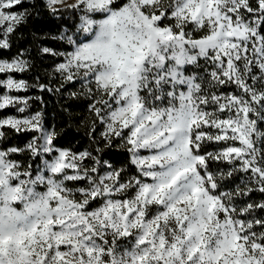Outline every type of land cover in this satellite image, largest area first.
<instances>
[{
	"label": "snow or ice",
	"instance_id": "1",
	"mask_svg": "<svg viewBox=\"0 0 264 264\" xmlns=\"http://www.w3.org/2000/svg\"><path fill=\"white\" fill-rule=\"evenodd\" d=\"M0 264H264V0H0Z\"/></svg>",
	"mask_w": 264,
	"mask_h": 264
},
{
	"label": "trees",
	"instance_id": "2",
	"mask_svg": "<svg viewBox=\"0 0 264 264\" xmlns=\"http://www.w3.org/2000/svg\"><path fill=\"white\" fill-rule=\"evenodd\" d=\"M40 27L39 24H36L35 22H33V25L30 26L29 29H26L25 30V36L28 37L29 36V32L31 30H34L35 28H38ZM48 29L45 28L44 31H47ZM54 101L53 100H50L49 101V104H48V109H49V118H51V116L53 115V113L51 112V109H52V105H53ZM57 111H59V108L57 107L56 109ZM80 138V134L79 133H76L74 131L71 132V135L67 138H65L64 140V143H63V146H69V144L75 146V147H79L80 145H78L76 143V141ZM18 143H20L21 145H23L24 143H26V138L23 139V140H20V141H17Z\"/></svg>",
	"mask_w": 264,
	"mask_h": 264
}]
</instances>
